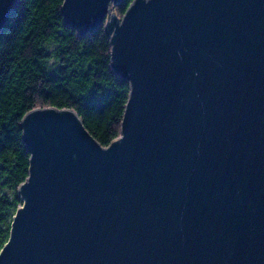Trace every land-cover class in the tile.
<instances>
[{
    "label": "water",
    "instance_id": "1",
    "mask_svg": "<svg viewBox=\"0 0 264 264\" xmlns=\"http://www.w3.org/2000/svg\"><path fill=\"white\" fill-rule=\"evenodd\" d=\"M63 0L104 25L129 86L102 147L73 110L26 113L0 264H264V0ZM18 0H0V32Z\"/></svg>",
    "mask_w": 264,
    "mask_h": 264
},
{
    "label": "trees",
    "instance_id": "2",
    "mask_svg": "<svg viewBox=\"0 0 264 264\" xmlns=\"http://www.w3.org/2000/svg\"><path fill=\"white\" fill-rule=\"evenodd\" d=\"M133 0H121V18ZM63 0H18L0 32V250L22 201L29 155L20 122L31 110H73L104 148L120 136L128 83L110 68L104 25L81 35L65 25Z\"/></svg>",
    "mask_w": 264,
    "mask_h": 264
}]
</instances>
